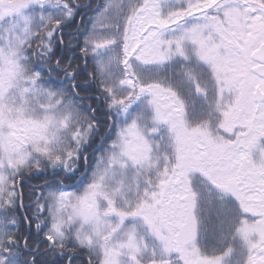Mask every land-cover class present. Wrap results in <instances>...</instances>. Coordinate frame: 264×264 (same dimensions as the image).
<instances>
[{
    "label": "snow or ice",
    "instance_id": "1",
    "mask_svg": "<svg viewBox=\"0 0 264 264\" xmlns=\"http://www.w3.org/2000/svg\"><path fill=\"white\" fill-rule=\"evenodd\" d=\"M0 264H264V0H0Z\"/></svg>",
    "mask_w": 264,
    "mask_h": 264
},
{
    "label": "trees",
    "instance_id": "2",
    "mask_svg": "<svg viewBox=\"0 0 264 264\" xmlns=\"http://www.w3.org/2000/svg\"><path fill=\"white\" fill-rule=\"evenodd\" d=\"M89 159H90V161L92 160V156L91 155H90ZM33 183H38V181H33Z\"/></svg>",
    "mask_w": 264,
    "mask_h": 264
}]
</instances>
